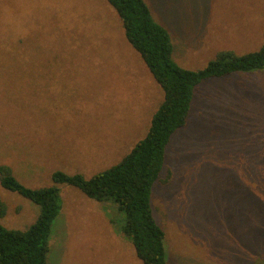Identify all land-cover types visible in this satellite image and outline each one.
Returning a JSON list of instances; mask_svg holds the SVG:
<instances>
[{
	"label": "rangeland",
	"instance_id": "rangeland-1",
	"mask_svg": "<svg viewBox=\"0 0 264 264\" xmlns=\"http://www.w3.org/2000/svg\"><path fill=\"white\" fill-rule=\"evenodd\" d=\"M172 59L199 70L264 43V0H143ZM163 92L106 0H0V164L23 185L85 178L141 140ZM48 264H141L124 213L59 185ZM0 223L24 230L38 206L0 187ZM167 264H264V70L202 81L152 185Z\"/></svg>",
	"mask_w": 264,
	"mask_h": 264
},
{
	"label": "trees",
	"instance_id": "trees-1",
	"mask_svg": "<svg viewBox=\"0 0 264 264\" xmlns=\"http://www.w3.org/2000/svg\"><path fill=\"white\" fill-rule=\"evenodd\" d=\"M115 10L129 45L140 55L163 92L145 136L116 164L85 178L54 171L52 185L30 188L12 170L0 164V187L38 206L33 223L24 230L0 223V264H48L52 223L59 214V185H68L97 202H111L124 213L122 234L131 242L141 264H167L165 233L153 216L152 185L164 167L172 135L186 123L195 88L204 80L264 70V43L258 50L236 54L223 50L199 70H190L172 59L167 30L151 16L143 0H106ZM6 206L0 199V218Z\"/></svg>",
	"mask_w": 264,
	"mask_h": 264
}]
</instances>
